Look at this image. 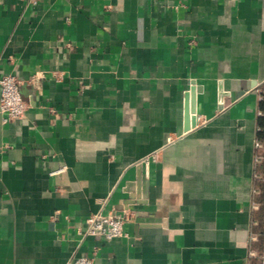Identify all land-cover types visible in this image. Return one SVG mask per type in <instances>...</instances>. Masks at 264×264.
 <instances>
[{
  "label": "crops",
  "instance_id": "0c3cea01",
  "mask_svg": "<svg viewBox=\"0 0 264 264\" xmlns=\"http://www.w3.org/2000/svg\"><path fill=\"white\" fill-rule=\"evenodd\" d=\"M10 74L28 110L0 111V264H247L264 0H0ZM126 211L127 237L84 235Z\"/></svg>",
  "mask_w": 264,
  "mask_h": 264
},
{
  "label": "built area",
  "instance_id": "2783aa9c",
  "mask_svg": "<svg viewBox=\"0 0 264 264\" xmlns=\"http://www.w3.org/2000/svg\"><path fill=\"white\" fill-rule=\"evenodd\" d=\"M35 78L32 77L31 82ZM20 85L21 81L15 75H5L0 79V111L6 123L21 120L28 110V104L21 97ZM255 147L252 209L260 216L252 222L247 264H264V143L257 140ZM130 220L127 211L122 214L94 213L85 221L84 235L107 240L125 238L128 236L125 227ZM73 263L95 264L89 256L79 257Z\"/></svg>",
  "mask_w": 264,
  "mask_h": 264
},
{
  "label": "water",
  "instance_id": "95a60500",
  "mask_svg": "<svg viewBox=\"0 0 264 264\" xmlns=\"http://www.w3.org/2000/svg\"><path fill=\"white\" fill-rule=\"evenodd\" d=\"M224 92L221 91V96H224ZM190 103L186 110V131L191 130L192 128H195L197 126V89L195 87L192 88L191 94H190ZM220 109H222V105L220 106ZM140 178H139V190H140Z\"/></svg>",
  "mask_w": 264,
  "mask_h": 264
},
{
  "label": "trees",
  "instance_id": "16d2710c",
  "mask_svg": "<svg viewBox=\"0 0 264 264\" xmlns=\"http://www.w3.org/2000/svg\"><path fill=\"white\" fill-rule=\"evenodd\" d=\"M262 101L260 103V109L261 111L264 113V88H263V91H262ZM260 132H259V137L261 140L264 141V115L260 118Z\"/></svg>",
  "mask_w": 264,
  "mask_h": 264
}]
</instances>
